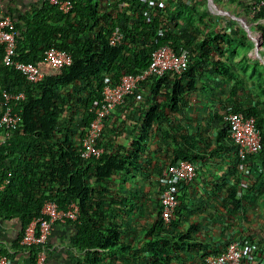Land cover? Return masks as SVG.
<instances>
[{"label": "trees", "instance_id": "1", "mask_svg": "<svg viewBox=\"0 0 264 264\" xmlns=\"http://www.w3.org/2000/svg\"><path fill=\"white\" fill-rule=\"evenodd\" d=\"M237 1L240 5L244 3V0ZM245 11L253 20L264 19V6L256 2L245 5ZM206 15L207 12L200 11L192 0H168V3L162 0H72L68 13L46 2L38 16L24 17L22 24L14 21L18 33L17 59L41 69L46 64L44 50L55 47L68 51L72 62L57 69L51 67L52 72L44 73L40 81L31 83L18 70L3 63L4 49L0 45V117L6 109L4 91L25 94L24 99L8 104L19 120L10 130L6 144L0 147V216L18 219L20 224L13 251L0 247V256L15 259L16 254L23 253L28 264H37L38 253L43 250L46 258L47 239L41 246L21 243L26 226L41 216L45 203H53L64 211L77 206L76 211L73 210L75 218L68 217L64 221H72L75 227L70 241L84 253L79 264H176L178 259L188 255L184 234L177 235L174 230L178 224L179 191L185 182L180 181L177 185V205L170 223H164L159 204L154 224L146 233L149 239L142 245L138 240L126 242L121 238L120 225L105 220V199L110 191L103 184L113 175L122 176L124 181L127 175H134L128 167L137 171L141 139L134 140L123 154L122 145L111 142L106 132L109 114L103 118L104 127L95 139V144L104 149L100 157L84 158L81 150L83 136L95 118L93 109L102 104L103 87L117 84L123 75H136L145 70L151 63L152 52L160 46L169 45L176 53L185 52L189 58L187 67L181 73L165 72L161 76L147 77L124 97V101L128 97L136 98L137 91L145 86L149 87L150 93L158 92L162 86H171V91L161 93V101L169 107L179 106L187 97L199 92V84H208L205 72L210 67L235 81V87L242 88L243 98L249 94L248 83L231 71L229 63L222 61V57L228 53L233 58L238 53L237 46L248 52L252 42L243 30V41L234 40L225 32L215 33L209 29L203 33L199 23L204 22ZM177 19H181L180 22L176 23ZM116 26L122 32V43L114 45L109 43V36ZM260 29L264 47V24ZM222 44L227 48L223 49ZM218 54L221 56L217 57ZM259 89L261 101L248 104L232 90L230 97L238 102L229 105L235 111L255 116L256 126L261 131L262 151L247 159L250 161L247 164L252 165L243 175L244 180H249L250 174L254 175L253 181L250 180L252 187L264 182V169L261 172L257 169L258 159L264 168V80ZM148 107L144 126H151L152 121L169 113L158 101ZM225 125L220 137L227 140ZM121 127L112 130L113 137ZM4 131L0 127V133ZM163 133L167 136L168 131ZM185 158L192 159L188 154ZM176 162V159L170 160L167 166ZM236 163L237 160L231 167L234 172ZM162 170L158 180L163 190L167 183ZM235 180L227 190L230 200H237L240 175L237 174ZM115 200L112 196L111 202L115 203ZM107 208L115 214L119 210L111 203ZM131 211L137 210L130 207V216ZM190 232L196 234L194 229L188 230V234ZM190 244L187 245L192 246ZM206 255L198 256L199 264H205Z\"/></svg>", "mask_w": 264, "mask_h": 264}, {"label": "crops", "instance_id": "2", "mask_svg": "<svg viewBox=\"0 0 264 264\" xmlns=\"http://www.w3.org/2000/svg\"><path fill=\"white\" fill-rule=\"evenodd\" d=\"M162 1L168 3V0ZM206 1L208 3V0ZM255 1L244 0L240 5L237 0H213L214 8L211 9L204 6V0H192L200 11L207 12L204 22L199 23L203 33L209 29L215 33L225 32L228 36L231 34L234 40L242 41L241 30L245 32L244 28L237 20L224 13L248 22L253 33L261 32L260 26L264 24V19L253 20L252 15L245 11V5ZM46 2L48 1L0 0V17L9 15L14 21L22 24L24 17L31 19L38 16ZM180 20L175 21L177 23ZM253 33L250 31L251 35H254ZM245 34L247 35L246 32ZM247 39L252 42L248 35ZM222 46L223 49L227 48L225 44ZM250 52L249 55L237 53L233 58L225 53L222 57V61L229 63L231 71L248 83L249 94L245 95V98L242 88L238 85L235 87V81L210 67L205 72L208 84H199V92L187 97L179 106L169 107L165 101H161V93L171 91V86H162L158 92L151 93L149 87L145 86L137 91L136 98L128 97L106 120L105 129L109 133V139L118 146L122 145L123 154L134 140L141 139L137 171L134 172L132 167L127 166L129 172L134 175H127L125 181L122 176L113 175L103 184L110 191V194L106 195V207L111 203L115 208H119L115 214L105 207V220L115 221L120 225L121 238L126 242L131 239L138 240L142 245L149 239L147 234L154 224L162 190L158 174L170 160H186L189 159L185 158L188 154L192 158L189 160L195 166L196 175L192 182L181 185L178 224L174 229L177 235L184 234L185 253L188 255L178 259L176 264H199L201 261L198 256L218 251L228 240L241 239L242 236L251 237L258 244L259 239H262L263 244L259 246V250L264 254V182H259L257 187L249 186L250 188L243 192L242 198L229 199L227 190L236 181L237 174L244 180V173L238 172L236 168L235 172L231 170L235 162V148L227 137V140L220 137V131L226 127L225 120L222 119L226 107L238 102L231 99L232 90L247 104L261 101L259 85L264 80V63L256 55L251 56ZM261 53L264 55V47ZM219 56L221 55L218 54L217 57ZM41 70L43 74L52 72V68L47 64H43ZM156 101L169 113L157 121H152L151 126H144L148 106ZM158 125H161L160 129ZM120 127L121 130L113 137L112 130L117 131ZM166 131L168 134L164 136L163 132ZM131 158L134 159L132 155ZM112 196L116 197L115 203L111 202ZM231 201H234V204ZM130 207L137 210L131 211V216L128 214ZM192 227L196 234H188V230H193ZM19 230L18 219L0 216V247L12 252L13 241L17 238ZM74 232L72 221H58L52 225L46 242L44 264L80 263L84 253L71 244L70 239ZM188 242L192 246H188ZM108 252L111 253L109 250ZM10 260V264H28L27 256L23 253L16 254L15 259ZM260 260L264 262V259Z\"/></svg>", "mask_w": 264, "mask_h": 264}, {"label": "built area", "instance_id": "3", "mask_svg": "<svg viewBox=\"0 0 264 264\" xmlns=\"http://www.w3.org/2000/svg\"><path fill=\"white\" fill-rule=\"evenodd\" d=\"M51 5L57 6L62 12L68 13L72 8V0H47ZM256 3L264 6V0H257ZM17 31L14 20L11 16L0 17V45L3 46V63L6 66L18 70L31 83L40 81L44 74L42 70L31 62H24L17 59ZM110 44L122 43V32L118 26L114 27L110 36ZM188 56L185 52L176 53L171 46L163 45L154 50L151 54L149 67L136 75H123L115 85L106 84L103 87L102 104L93 109L94 120L83 136L81 155L84 158H98L104 149L95 144V139L104 127L103 118L124 102V97L131 93L136 85L151 75L161 76L165 72L181 73L188 65ZM44 60L47 65L55 69L68 66L72 62L71 54L66 50L49 47L44 50ZM6 102V109L0 117V127L4 133H0V147L5 145L10 130L16 126L19 116L8 106L12 100L25 98L24 92H3ZM226 119L229 123V136L237 147L239 158L238 169L245 171V157L259 152L262 148L260 131L256 128L255 118L246 116L240 112L229 109ZM163 179L166 181V188L160 194L161 217L165 224H169L171 216L177 205L176 191L180 181L188 182L195 178V166L188 160H179L174 164L165 167L162 171ZM249 183L241 181V190L247 188ZM76 211L77 206H71ZM59 210L53 203H45L41 210V216L33 219L25 228L21 243L27 246H41L51 231L52 223L64 221L68 217L75 218V211ZM45 217V218H44ZM243 247L239 241H232L225 249L217 255H210L205 259V264H251V259H243ZM45 255L43 250L38 253L37 264H44ZM11 260L0 256V264H10Z\"/></svg>", "mask_w": 264, "mask_h": 264}, {"label": "clouds", "instance_id": "4", "mask_svg": "<svg viewBox=\"0 0 264 264\" xmlns=\"http://www.w3.org/2000/svg\"><path fill=\"white\" fill-rule=\"evenodd\" d=\"M257 1V0H256ZM255 1V2H256ZM212 8H214V7H212ZM247 23V22H246ZM247 25H248V23H247ZM249 26V25H248ZM242 27V26H241ZM249 29L251 30V28L249 27ZM246 32V31H245ZM251 32L253 33V31L251 30ZM255 36H256V38H254L253 36H251V39L253 38V39H259L260 37H262V34H261V32H254L253 33ZM252 39V43H253V46H254V40ZM263 48V46H262V42H261V45H260V49H259V53H260V57H258V59H260L261 61H262V63H264V55L261 53V49ZM252 49H253V47L251 48V52L254 54V55H256L253 51H252ZM257 56V55H256ZM229 109H231L232 111H235L231 106H228L227 107V109H226V111H225V115H224V120H225V123L227 124V129H226V131H227V137H228V139L230 140V142L232 143V145L234 146V148H235V153H236V156H235V160H237V163H236V170L239 172L240 170L238 169V167H237V165H238V162L240 161L239 160V158H238V154H237V147H236V145H235V143H234V141L230 138V136H229V132H228V128H229V123H228V121H227V119H226V116H227V113L229 112ZM235 112H240V113H242V114H244V115H246V116H253V115H247V114H245V113H243V112H241V111H235ZM254 118H255V116H253ZM255 124H256V119H255ZM256 128L260 131V129L256 126ZM260 135H261V131H260ZM261 141H262V136H261ZM262 147H263V142H262ZM262 151V148H261V150L259 151V152H261ZM259 152H257V153H255V154H250L249 156H247V157H245L242 161H244V163H245V166H246V170L245 171H240L241 173H244V174H246L247 172H249L250 171V169L248 168V166H250L249 164H247L248 162H249V160H247L249 157L251 158L252 156H256V154H258ZM249 158V159H250ZM188 161H190V160H188ZM191 162V161H190ZM191 163H193V162H191ZM194 165V164H193ZM257 169H258V171L259 172H261L264 168H263V165H262V163H261V160L260 159H258V165H257ZM195 173H196V170H195ZM240 174V173H239ZM249 177H250V179L249 180H244V181H247L248 183H249V185H248V187L247 188H245L244 190H241L240 189V187H239V184H240V182L241 181H243L242 180V178H240V181H239V183H238V188H237V190H236V197L237 198H242L243 197V192L245 191V190H247V189H249L250 187L249 186H251V185H253V183H251L250 184V180H252L253 178H252V175L250 174L249 175ZM254 177V176H253ZM193 181V180H192ZM192 181H188V182H185V183H189V182H192ZM253 181V180H252ZM182 183H184V181L182 182ZM179 184V183H178ZM159 199H160V197H159ZM160 202V201H159ZM247 238V241L245 240ZM248 238H250V239H248ZM232 241H239L240 242V245L243 247V254H242V256H243V259H246V258H248V259H251L252 261H250L251 262V264H264V262H261V260H260V258L261 259H264V257L262 258V256H264V254H263V251L261 252V249L259 250V246L260 245H262L263 244V240L262 239H259V243L260 244H258L257 242H255L251 237H246V236H242V238L241 239H230V240H228L227 241V243L225 244V245H223L222 246V248L221 249H219L217 252V254H219L221 251H223L224 249H225V247L227 246V244L228 243H230V242H232ZM217 254H212L211 252H209V253H207V255L204 257V261H205V259L208 257V256H210V255H217Z\"/></svg>", "mask_w": 264, "mask_h": 264}, {"label": "water", "instance_id": "5", "mask_svg": "<svg viewBox=\"0 0 264 264\" xmlns=\"http://www.w3.org/2000/svg\"><path fill=\"white\" fill-rule=\"evenodd\" d=\"M208 4L211 7H214L213 0H208ZM218 12H220V10ZM224 14L230 15L232 18L237 20L238 23L244 28V30L246 31L247 35L251 37V34H250L251 30L249 29V26L247 25V23L242 18L234 17L233 15H231L229 13H224ZM253 40H254V46H253L252 51L257 55V57H260L259 49H260V45H261V42H262V37H260L259 39H253Z\"/></svg>", "mask_w": 264, "mask_h": 264}, {"label": "rangeland", "instance_id": "6", "mask_svg": "<svg viewBox=\"0 0 264 264\" xmlns=\"http://www.w3.org/2000/svg\"><path fill=\"white\" fill-rule=\"evenodd\" d=\"M207 4V5H206ZM204 6H209L211 9H212V7L210 6V5H208V3H207V1L206 0H204ZM248 23V22H247ZM236 48H239V46H237ZM249 52H250V50L248 51V52H246V49L245 48H243V47H240L239 48V50H238V53H243V54H247V55H249ZM250 54H251V56L252 55H254L252 52H250ZM254 61V60H253ZM263 176H264V173H263ZM257 185V184H256Z\"/></svg>", "mask_w": 264, "mask_h": 264}, {"label": "bare ground", "instance_id": "7", "mask_svg": "<svg viewBox=\"0 0 264 264\" xmlns=\"http://www.w3.org/2000/svg\"><path fill=\"white\" fill-rule=\"evenodd\" d=\"M251 36H253L254 38H256V36H255V35H251Z\"/></svg>", "mask_w": 264, "mask_h": 264}]
</instances>
